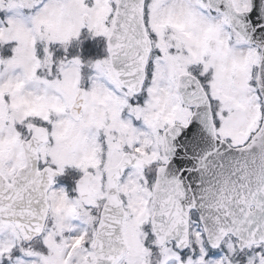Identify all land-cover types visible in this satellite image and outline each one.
Returning a JSON list of instances; mask_svg holds the SVG:
<instances>
[{
  "label": "snow or ice",
  "instance_id": "snow-or-ice-1",
  "mask_svg": "<svg viewBox=\"0 0 264 264\" xmlns=\"http://www.w3.org/2000/svg\"><path fill=\"white\" fill-rule=\"evenodd\" d=\"M0 264H264V0H0Z\"/></svg>",
  "mask_w": 264,
  "mask_h": 264
}]
</instances>
